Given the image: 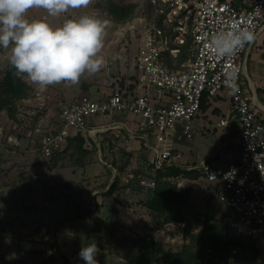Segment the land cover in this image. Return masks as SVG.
Segmentation results:
<instances>
[{
  "label": "rangeland",
  "instance_id": "rangeland-1",
  "mask_svg": "<svg viewBox=\"0 0 264 264\" xmlns=\"http://www.w3.org/2000/svg\"><path fill=\"white\" fill-rule=\"evenodd\" d=\"M116 1L136 3L129 20H113L107 0H93L59 18L48 17L59 24L87 13L107 21L99 53L104 63L98 72L85 73L76 85L40 87L23 78L28 95L11 102L15 117L8 108H0V264H85L78 254L92 242L100 249L99 264H137L147 239L160 242L166 251L187 248L199 253L207 248L202 241L205 220L211 214L225 220L227 207L218 203L216 190L203 173L198 178L168 177L171 185L189 189L183 204L185 223L166 222L146 206L154 190L146 183L154 181L156 171L150 165L153 152L142 137L128 132L137 128L132 114L93 115V130L73 134L59 153L45 157L39 149L42 136L55 126L61 100L82 94L105 96L138 74V48L157 22L156 12L150 0ZM28 16L43 19L47 14L37 7ZM7 56L8 51L0 49V82L9 67ZM246 80L244 72L242 85ZM231 96L232 90L224 88L219 97L209 99L210 105L194 118L193 136L174 143L181 166L198 168L202 161L222 164L237 153L238 135L228 134L229 126L218 125L219 117L230 110ZM215 104L221 107L220 114ZM77 135L84 139L81 144ZM147 140L157 144L155 136ZM230 234L238 232L230 229ZM250 240L260 248L256 255L229 253L215 258L210 249L207 252L218 264H264V232Z\"/></svg>",
  "mask_w": 264,
  "mask_h": 264
},
{
  "label": "built area",
  "instance_id": "built-area-1",
  "mask_svg": "<svg viewBox=\"0 0 264 264\" xmlns=\"http://www.w3.org/2000/svg\"><path fill=\"white\" fill-rule=\"evenodd\" d=\"M162 27L155 22L145 32L136 56L137 75L105 96L82 94L59 102L55 126L44 134L39 149L52 157L73 134L93 130L91 117L132 114L143 144L153 152L155 168L178 163L174 143L193 136L195 116L203 99H213L226 84L225 72L238 69V91H232L228 114L218 125L238 124V154L222 164L202 161L201 173L213 184L218 203L227 207L225 223L238 234L264 232V106H255L244 93L241 77L244 52L234 58L214 57L207 48L212 36L233 25L248 26L257 35L264 29V0H150ZM155 16V21H156ZM187 57L180 60L184 41ZM231 90V89H230ZM155 136L157 144H149ZM181 166V165H180ZM188 169L195 167H187ZM142 183H146L142 180ZM153 187L154 181H148Z\"/></svg>",
  "mask_w": 264,
  "mask_h": 264
},
{
  "label": "clouds",
  "instance_id": "clouds-1",
  "mask_svg": "<svg viewBox=\"0 0 264 264\" xmlns=\"http://www.w3.org/2000/svg\"><path fill=\"white\" fill-rule=\"evenodd\" d=\"M93 0H0V49L8 51V64L18 77L40 87L61 83L76 85L85 74L98 72L104 61L106 20L87 13L67 17L54 24L48 17L59 18L70 9L86 8ZM42 8L47 16L29 18L33 8ZM248 26L233 25L212 36L207 48L214 57L234 58L255 40ZM238 69L225 72L226 84L238 91ZM100 249L95 242L82 247L79 257L85 264H99Z\"/></svg>",
  "mask_w": 264,
  "mask_h": 264
},
{
  "label": "trees",
  "instance_id": "trees-1",
  "mask_svg": "<svg viewBox=\"0 0 264 264\" xmlns=\"http://www.w3.org/2000/svg\"><path fill=\"white\" fill-rule=\"evenodd\" d=\"M152 5V4H151ZM108 12L113 20L117 22H125L129 20L136 9V3H120L116 0H107ZM153 6V5H152ZM154 7V6H153ZM164 14L156 16L157 25L162 27V17ZM163 29V27H162ZM189 42L182 46L180 60H184V53ZM13 69L9 66L6 75L0 82V108H8L11 117H15V110L11 105L15 99L24 98L28 95V83L21 77L12 74ZM206 97L201 103V109H206L210 103ZM215 108L214 110H216ZM238 133V130L232 132ZM79 139L80 144L84 141L81 135L75 136ZM71 138V137H69ZM60 152V151H59ZM55 152L53 155H55ZM151 167L156 171L154 178V190L152 197L146 201V206L164 216L166 222H184L187 220L186 212L183 204L186 202L189 189L180 188L176 184L171 185L168 180L170 176H181L198 178L201 170L198 168H185L180 165H172L164 168H155L152 163ZM114 183L111 184L109 190L112 189ZM251 236L238 234L231 235L230 228L225 221L214 214H211L205 220L202 230L203 245L207 244V248L201 249V252H195L192 249L183 248L177 252L166 251L160 248V242H151L146 240V245L140 250L137 257V264H218L214 259L229 253H236L240 256H247L249 253L256 255L260 248L251 242ZM209 246V247H208ZM210 249L215 258H210L207 252ZM247 254V255H246Z\"/></svg>",
  "mask_w": 264,
  "mask_h": 264
},
{
  "label": "crops",
  "instance_id": "crops-1",
  "mask_svg": "<svg viewBox=\"0 0 264 264\" xmlns=\"http://www.w3.org/2000/svg\"><path fill=\"white\" fill-rule=\"evenodd\" d=\"M232 1L239 4L241 0ZM255 37V40L248 44L247 52L243 56L244 67L242 74L245 72L249 77V80H246V85H243V89L245 95L251 98V101L255 106H264V29L255 35ZM216 97H219V94ZM215 105H217L215 111L217 114H220L221 107L218 104ZM229 106L231 105L229 104ZM221 117L224 116H220L219 119ZM228 126V134L229 132H234L238 129V124L236 122H232ZM237 154L238 149L237 153L232 154L228 160L237 156Z\"/></svg>",
  "mask_w": 264,
  "mask_h": 264
},
{
  "label": "water",
  "instance_id": "water-1",
  "mask_svg": "<svg viewBox=\"0 0 264 264\" xmlns=\"http://www.w3.org/2000/svg\"><path fill=\"white\" fill-rule=\"evenodd\" d=\"M152 241V240H151Z\"/></svg>",
  "mask_w": 264,
  "mask_h": 264
}]
</instances>
